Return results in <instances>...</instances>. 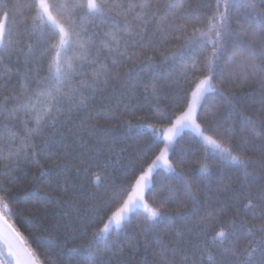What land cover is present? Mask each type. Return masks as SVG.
<instances>
[{
	"label": "snow or ice",
	"instance_id": "snow-or-ice-1",
	"mask_svg": "<svg viewBox=\"0 0 264 264\" xmlns=\"http://www.w3.org/2000/svg\"><path fill=\"white\" fill-rule=\"evenodd\" d=\"M23 7L0 0V88L17 78L0 95V264H50L52 249L58 264H113L134 219L146 249L161 225L173 233L150 264H264V0H31L21 30ZM121 121L152 133L138 132L147 151L126 185L108 175L126 149L84 138ZM69 157L96 192L70 182ZM29 161L50 176L23 192L44 259L6 218Z\"/></svg>",
	"mask_w": 264,
	"mask_h": 264
},
{
	"label": "trees",
	"instance_id": "trees-1",
	"mask_svg": "<svg viewBox=\"0 0 264 264\" xmlns=\"http://www.w3.org/2000/svg\"><path fill=\"white\" fill-rule=\"evenodd\" d=\"M5 3L9 5H15L17 0H4ZM19 2L25 7L21 8L20 11L16 15L17 20V26L23 30L24 28L31 27V14L28 11V8L26 5L31 2V0H19ZM25 36L27 37V33H25ZM34 43L38 45V54L39 50H41L44 47V43L42 40H36L34 38ZM174 47V46H173ZM12 60L15 61V57H12ZM40 64L43 65L44 61L41 60ZM13 68L21 67V65H16L13 63L11 65ZM140 71V66L138 65L136 68V72ZM135 75V73H133ZM141 77L143 79H147L149 77V73L142 72L140 73ZM135 83V81H133ZM17 85V78L13 77L11 85L9 90H5L3 88H0V95H7L8 91L11 90L12 86ZM131 87V84L128 85ZM138 95L141 97V103H149L151 102V97L147 101L143 99L144 96L147 94L144 93L142 88L137 89ZM258 95V94H257ZM161 107H165V104L161 102ZM2 119V118H0ZM86 119V113H80L78 115L73 116V120L76 123H79L81 120ZM153 121H150V123ZM94 123V121L92 122ZM135 123V121H134ZM138 132L144 133L147 136H151L152 133L149 129H143V130H137V129H129L123 121H121L119 124L113 123L110 126H107V131H97L91 134H86L85 139L89 140L90 142H96L97 140L101 141L102 143L105 141H110L115 139L116 144L115 148L117 151L120 148H125L126 151H124L122 154H120L119 161H113V167L109 169L108 175L109 178L116 184V185H126L129 183L128 180L124 178L125 174H130L131 170L133 168L139 167V161L142 156L147 151V145H146V136L145 135H138ZM49 134H51V130H49ZM192 133H186L185 139L181 142L179 147H184L190 140ZM155 139H158V136L155 137ZM79 140V136L73 137L71 135L66 134V138L64 140L65 145H73ZM106 146V145H105ZM162 147V145H161ZM72 149L69 148V151ZM78 150V145H77ZM75 155V153H73ZM41 164H44V159L40 158ZM65 164V171L67 172V175L70 178L71 183H75L78 188H81L83 193H92L96 192L97 189L94 186V177L91 179L86 176L82 171L77 172L75 167V161L69 157L64 161ZM47 167V166H46ZM91 171H96V169H91ZM15 175L19 176V186H20V192L13 193L11 197V204L10 208L13 213L12 216L6 217L9 219L11 223H14L17 229L21 232V234L26 238L28 241V244L30 247L37 251L38 254H40V258L44 259V256L40 253V250L37 247V244L34 242L33 237L30 232V226L32 224H36L40 222V214L32 210L31 203H25L23 200V192L24 191H30L31 187L29 184V180L31 177L36 176L40 177L41 182L44 180H47L50 178V176L45 175L43 177L40 176V171L37 168L36 165L32 164L30 161L23 164L20 168V170L17 173H14ZM55 175V173H52ZM27 177L28 179H25ZM157 179V183L154 184V187L159 188V180ZM2 179V177H0ZM229 182H235L236 177L230 176L227 178ZM175 183V181L173 182ZM209 195L215 196L218 200H222L224 198L223 193L217 192L213 190L209 193ZM88 207V204L85 203L81 205V212H83ZM7 209L5 210V213H7ZM47 213L51 214L55 211H58V209L55 207V205H49L47 208ZM37 235H44V233H37ZM128 236L131 237V241L125 240L121 238V243L123 245V252L118 253L113 258V264H117V261H122L123 264H150L151 261L155 259L154 257V250L156 249L157 245L155 241L157 239L163 240V241H170L173 237V233L168 229L166 225H161L159 228L154 230L152 233L148 234L147 239L149 244L151 245L149 248L144 247V239L145 237L139 235L138 228L135 219L133 220L132 226L128 229ZM46 247H48L46 245ZM48 259L50 261V264H58L57 256L55 253V250L52 249L48 253Z\"/></svg>",
	"mask_w": 264,
	"mask_h": 264
},
{
	"label": "flooded vegetation",
	"instance_id": "flooded-vegetation-1",
	"mask_svg": "<svg viewBox=\"0 0 264 264\" xmlns=\"http://www.w3.org/2000/svg\"><path fill=\"white\" fill-rule=\"evenodd\" d=\"M0 247H4L3 241L0 240ZM6 250V249H5Z\"/></svg>",
	"mask_w": 264,
	"mask_h": 264
},
{
	"label": "water",
	"instance_id": "water-1",
	"mask_svg": "<svg viewBox=\"0 0 264 264\" xmlns=\"http://www.w3.org/2000/svg\"><path fill=\"white\" fill-rule=\"evenodd\" d=\"M7 218V217H6ZM8 219V218H7ZM10 222V221H9ZM11 223V222H10ZM2 241V240H1Z\"/></svg>",
	"mask_w": 264,
	"mask_h": 264
}]
</instances>
